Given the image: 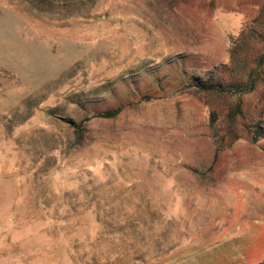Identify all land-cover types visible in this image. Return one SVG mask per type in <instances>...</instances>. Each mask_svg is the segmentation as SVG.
<instances>
[{
  "label": "rangeland",
  "instance_id": "obj_1",
  "mask_svg": "<svg viewBox=\"0 0 264 264\" xmlns=\"http://www.w3.org/2000/svg\"><path fill=\"white\" fill-rule=\"evenodd\" d=\"M0 264H264V0H0Z\"/></svg>",
  "mask_w": 264,
  "mask_h": 264
},
{
  "label": "trees",
  "instance_id": "obj_2",
  "mask_svg": "<svg viewBox=\"0 0 264 264\" xmlns=\"http://www.w3.org/2000/svg\"><path fill=\"white\" fill-rule=\"evenodd\" d=\"M242 86L243 85H236V84L232 85V84H230L228 87H222L221 85H219L218 88L221 87V88H225V90L231 89V90H236L237 92H240V91H242ZM211 88H216V86H211ZM106 116L112 117L114 115L108 113V114H106Z\"/></svg>",
  "mask_w": 264,
  "mask_h": 264
}]
</instances>
